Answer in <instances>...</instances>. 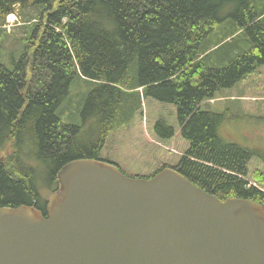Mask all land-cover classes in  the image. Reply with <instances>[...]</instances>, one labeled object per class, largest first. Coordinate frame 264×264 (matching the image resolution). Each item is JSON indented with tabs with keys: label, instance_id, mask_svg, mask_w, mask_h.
I'll return each mask as SVG.
<instances>
[{
	"label": "trees",
	"instance_id": "16d2710c",
	"mask_svg": "<svg viewBox=\"0 0 264 264\" xmlns=\"http://www.w3.org/2000/svg\"><path fill=\"white\" fill-rule=\"evenodd\" d=\"M257 1L0 0V25L16 9L41 20L23 58L0 62V207L46 217L78 159L145 179L170 168L221 201L264 205V117L202 108L264 66Z\"/></svg>",
	"mask_w": 264,
	"mask_h": 264
},
{
	"label": "water",
	"instance_id": "95a60500",
	"mask_svg": "<svg viewBox=\"0 0 264 264\" xmlns=\"http://www.w3.org/2000/svg\"><path fill=\"white\" fill-rule=\"evenodd\" d=\"M47 218L0 207V264H264V206L226 199L165 168L151 179L78 159Z\"/></svg>",
	"mask_w": 264,
	"mask_h": 264
},
{
	"label": "rangeland",
	"instance_id": "374dc122",
	"mask_svg": "<svg viewBox=\"0 0 264 264\" xmlns=\"http://www.w3.org/2000/svg\"><path fill=\"white\" fill-rule=\"evenodd\" d=\"M33 10L34 9H27L19 13L18 21L14 20L10 28L0 25V30L5 32V34L0 32V62L8 68H11L14 63L19 60V57L23 58L24 48L26 45H29L28 38L34 35L33 29L36 28V25L41 26V20L38 15L35 16L34 13H31L30 15L35 16L34 18L25 16L29 15V12ZM12 19L13 18H9V21ZM44 19L45 18H42L43 22ZM41 75L44 76V72L41 73ZM86 90V86L82 83L75 85L70 91V99L73 102H77L81 93ZM144 105H146L145 101H143L142 107ZM202 108L224 114L227 120L233 122L242 119L238 117H264V66L259 67L253 75L238 84L232 90L218 94L213 99L203 102ZM68 109L69 107L67 110ZM66 116H70L69 112ZM239 125L242 127L245 126V124L239 123L238 125L232 124V127L235 128V126ZM86 126L90 127L94 126V124L92 121H88ZM260 127H264V125ZM238 137L242 143V141H244L242 135ZM5 153L9 154V149H6L5 152L0 154V159L3 161H5L7 156Z\"/></svg>",
	"mask_w": 264,
	"mask_h": 264
},
{
	"label": "crops",
	"instance_id": "0c3cea01",
	"mask_svg": "<svg viewBox=\"0 0 264 264\" xmlns=\"http://www.w3.org/2000/svg\"><path fill=\"white\" fill-rule=\"evenodd\" d=\"M261 1H264V0H258L257 2H261Z\"/></svg>",
	"mask_w": 264,
	"mask_h": 264
}]
</instances>
